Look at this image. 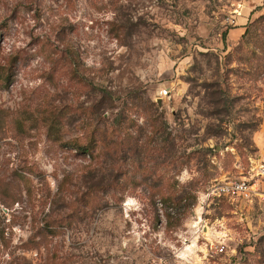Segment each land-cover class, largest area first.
Returning <instances> with one entry per match:
<instances>
[{"label":"rangeland","instance_id":"obj_1","mask_svg":"<svg viewBox=\"0 0 264 264\" xmlns=\"http://www.w3.org/2000/svg\"><path fill=\"white\" fill-rule=\"evenodd\" d=\"M263 166L264 0H0V264H264Z\"/></svg>","mask_w":264,"mask_h":264},{"label":"built area","instance_id":"obj_2","mask_svg":"<svg viewBox=\"0 0 264 264\" xmlns=\"http://www.w3.org/2000/svg\"><path fill=\"white\" fill-rule=\"evenodd\" d=\"M167 90L161 91L159 94L160 98H166L168 96ZM264 171V166L262 168ZM252 185L246 180L230 181L225 184H221L215 188L214 195L224 197H235V196H248L251 192ZM221 252L223 249L220 250Z\"/></svg>","mask_w":264,"mask_h":264},{"label":"trees","instance_id":"obj_3","mask_svg":"<svg viewBox=\"0 0 264 264\" xmlns=\"http://www.w3.org/2000/svg\"><path fill=\"white\" fill-rule=\"evenodd\" d=\"M76 150L78 151V152H85L87 149L86 148H76Z\"/></svg>","mask_w":264,"mask_h":264},{"label":"bare ground","instance_id":"obj_4","mask_svg":"<svg viewBox=\"0 0 264 264\" xmlns=\"http://www.w3.org/2000/svg\"><path fill=\"white\" fill-rule=\"evenodd\" d=\"M198 225V224H197ZM210 233V230H208V234ZM187 251H190L189 249Z\"/></svg>","mask_w":264,"mask_h":264}]
</instances>
